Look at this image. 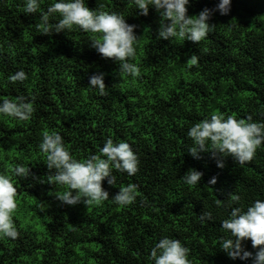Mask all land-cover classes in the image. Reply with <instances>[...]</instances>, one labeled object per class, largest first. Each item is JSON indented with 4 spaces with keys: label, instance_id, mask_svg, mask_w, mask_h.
<instances>
[{
    "label": "trees",
    "instance_id": "trees-1",
    "mask_svg": "<svg viewBox=\"0 0 264 264\" xmlns=\"http://www.w3.org/2000/svg\"><path fill=\"white\" fill-rule=\"evenodd\" d=\"M50 2L25 14L23 0H0V98L22 95L35 108L28 121L0 117V172L11 174L10 166L21 163L31 173L13 175L19 236L0 238V264H153L150 250L164 235L188 247L191 264H251V258L233 260L219 247L225 234L220 226L231 194L245 204L264 199V144L241 165L231 155L194 157L186 132L212 112L264 120V0H231L224 15L215 10L209 21L215 28L199 42L157 39L154 7L144 15L133 0H87L90 8L103 5L137 25L132 62L140 67L138 77L121 73L79 28L39 33L40 12ZM218 2L190 0L188 14ZM18 69L27 79L13 84L6 78ZM97 72L105 73L106 95L89 86ZM45 130L58 131L78 159L97 153L109 136L126 140L139 169L131 176L113 169L117 185L102 181L110 197L98 206L62 203L55 169L47 168L38 147ZM189 168L203 173L195 186L180 178ZM214 175L216 183L209 185ZM128 183L137 186L135 202L113 203L111 196ZM205 211L213 219L201 222ZM243 244L256 251L250 238Z\"/></svg>",
    "mask_w": 264,
    "mask_h": 264
},
{
    "label": "clouds",
    "instance_id": "clouds-1",
    "mask_svg": "<svg viewBox=\"0 0 264 264\" xmlns=\"http://www.w3.org/2000/svg\"><path fill=\"white\" fill-rule=\"evenodd\" d=\"M44 0H23L25 14L37 13ZM141 14L147 15L150 7L159 13L157 39L182 38L199 42L214 30L215 24L210 17L215 10L224 15L230 11L231 0H219L214 8L204 7L197 14L189 15L187 5L190 0H133ZM55 23H50V20ZM137 25L128 23L125 15L118 11L104 10V6L90 8L87 0H51L45 11L40 12L36 28L39 33H53L62 30H80L90 33V46L105 58L118 63L121 73L131 77L141 74L140 67L132 62L137 56L139 36L134 29ZM196 57L192 61L195 63ZM104 72H97L89 77V86L106 95ZM8 81L15 84L25 81L27 73L18 69L10 73ZM34 100V98H33ZM35 108L32 100L25 96L16 99L0 98V117H14L17 121H28ZM192 143L189 152L198 157L201 152H211L213 156L231 155L243 165L256 155L257 148L264 144V120H254L252 115L247 119H237L233 115L212 112L209 116L191 124L186 132ZM39 150L46 154L45 163L49 170L55 169L54 183L63 190L55 193L62 203L73 205L83 202L85 205L98 206L109 199V191L102 186L117 185V176L113 169L134 175L139 169V157L126 140L114 141L108 137L97 153L78 159L65 145L63 136L55 130L42 132ZM217 166L223 167L224 160L217 159ZM11 167V174L0 172V238L15 239L19 236L14 214L18 209L17 188L13 175L26 177L30 168L21 163ZM203 173L189 168L181 180L184 184L195 186L200 182ZM217 177L212 176L208 184H215ZM136 185L128 183L120 186L111 196L113 203L127 206L135 202ZM73 190H75L73 192ZM217 204L221 201L217 200ZM230 212L221 220L224 235L219 238V247L233 260L251 258V264H264V199H254L245 204L240 194H231L227 202ZM201 222L212 220L210 211L200 214ZM250 238L256 251L245 248L243 241ZM189 249L178 238L164 235L151 248L149 259L153 264H191L188 258Z\"/></svg>",
    "mask_w": 264,
    "mask_h": 264
}]
</instances>
